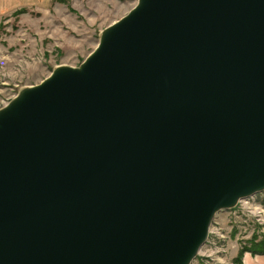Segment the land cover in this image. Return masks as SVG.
I'll return each mask as SVG.
<instances>
[{"label":"water","instance_id":"water-1","mask_svg":"<svg viewBox=\"0 0 264 264\" xmlns=\"http://www.w3.org/2000/svg\"><path fill=\"white\" fill-rule=\"evenodd\" d=\"M263 190L264 0H139L0 110V264H188Z\"/></svg>","mask_w":264,"mask_h":264},{"label":"rangeland","instance_id":"rangeland-1","mask_svg":"<svg viewBox=\"0 0 264 264\" xmlns=\"http://www.w3.org/2000/svg\"><path fill=\"white\" fill-rule=\"evenodd\" d=\"M139 0H32L0 16V110L20 91L45 81L58 67L79 68L102 33ZM217 212L206 241L188 264H264L239 252L264 246V190Z\"/></svg>","mask_w":264,"mask_h":264},{"label":"crops","instance_id":"crops-1","mask_svg":"<svg viewBox=\"0 0 264 264\" xmlns=\"http://www.w3.org/2000/svg\"><path fill=\"white\" fill-rule=\"evenodd\" d=\"M32 0H0V16L13 11L15 8L25 6Z\"/></svg>","mask_w":264,"mask_h":264},{"label":"trees","instance_id":"trees-1","mask_svg":"<svg viewBox=\"0 0 264 264\" xmlns=\"http://www.w3.org/2000/svg\"><path fill=\"white\" fill-rule=\"evenodd\" d=\"M245 252H249V253H251V255L264 256V246L262 249H258L257 245L254 244L253 246L242 248V250L239 252V256L236 260L237 262L239 261L240 257L243 255V253H245Z\"/></svg>","mask_w":264,"mask_h":264}]
</instances>
